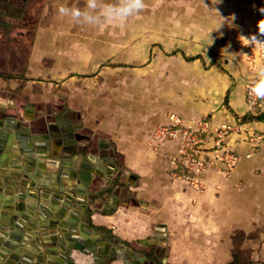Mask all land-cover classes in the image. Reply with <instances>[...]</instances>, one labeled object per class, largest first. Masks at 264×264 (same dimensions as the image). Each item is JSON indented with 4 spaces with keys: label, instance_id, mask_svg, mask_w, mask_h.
Returning a JSON list of instances; mask_svg holds the SVG:
<instances>
[{
    "label": "crops",
    "instance_id": "1",
    "mask_svg": "<svg viewBox=\"0 0 264 264\" xmlns=\"http://www.w3.org/2000/svg\"><path fill=\"white\" fill-rule=\"evenodd\" d=\"M70 1L77 0L65 3ZM171 3L182 15L147 18L157 24L154 33H134L131 27L121 33L109 24L108 31L88 25L83 32H26L18 43L0 34V135L6 137L0 141V228L8 224L0 230L6 235L0 240V251L6 252L1 264L20 249V260L28 254L34 261H60L58 245L73 235L93 241L104 259L119 249L136 252V259L146 256L141 264H229L235 249L249 248L250 263L264 264V119L240 124L254 114L246 100L250 75L242 57L259 30L256 14L263 0ZM25 46V61L17 64ZM171 113L244 127L227 141L240 158L230 180L212 177L199 195L171 178L168 161L177 145L157 148L152 139ZM252 136L263 140L254 145ZM22 139L28 148L20 147ZM26 180L35 188L24 190L19 210V193L7 189ZM6 204L13 208L4 215ZM23 216L22 241L13 251L4 250L12 220ZM53 222L55 239L49 238ZM42 226L48 227L44 233ZM238 233L249 239L240 243ZM47 237L50 242L43 240ZM153 238L157 261L133 248L150 249L143 241ZM73 256L79 264L93 262L79 251ZM136 259L130 254L129 263ZM112 264L124 263L115 258Z\"/></svg>",
    "mask_w": 264,
    "mask_h": 264
},
{
    "label": "built area",
    "instance_id": "2",
    "mask_svg": "<svg viewBox=\"0 0 264 264\" xmlns=\"http://www.w3.org/2000/svg\"><path fill=\"white\" fill-rule=\"evenodd\" d=\"M259 30L256 38L264 42V0L263 9L256 14ZM250 77L245 84L246 100L254 112L261 109L264 98L251 92L257 70L264 67V45L245 44L242 57ZM244 131L242 125L223 124L214 126L208 118L187 120L178 113H171L169 122L153 131V144L159 147L163 143L173 142L177 154L168 161V172L171 178L196 194H204L212 177L229 180L237 168L240 158L228 145V138L234 132ZM254 145H259L262 136L249 138ZM256 145V146H257Z\"/></svg>",
    "mask_w": 264,
    "mask_h": 264
},
{
    "label": "rangeland",
    "instance_id": "3",
    "mask_svg": "<svg viewBox=\"0 0 264 264\" xmlns=\"http://www.w3.org/2000/svg\"><path fill=\"white\" fill-rule=\"evenodd\" d=\"M173 1L177 0H144V8L138 15L129 18L123 26L112 24L111 30L124 33L126 30L130 31L131 27L134 33H140L143 29L146 32L154 33L156 32L157 24L155 22L147 23V18L151 19L156 16L168 15L172 11L176 13L174 15H182V9L173 7V5H177L176 3H171ZM62 3L67 5L71 3L72 6L79 7L82 10L86 7L85 0H77L76 2L70 1L68 3H65V0H0V34L7 37L8 42L18 43L25 40L24 38H26V36L23 34L26 32L33 33L34 31L49 30L67 31L68 28H74V30L78 32L85 31L88 25L82 23H77L76 25L70 24V21L68 19L66 20V17L59 15L58 8ZM141 21L144 22L141 23ZM94 27H99L102 31H108L109 24ZM19 34H21V36H19ZM138 38L140 37L138 36ZM136 42L137 39H134V44ZM20 50L22 56L17 58V60L15 59L17 64H21L25 61L27 46L21 47ZM1 60L0 57V62ZM19 67L21 68V65ZM195 202L196 200L193 201L194 204ZM236 239L240 243H243L246 239H249V237H246L243 233H238ZM235 250L244 258L240 259L241 263L248 264V262H250L249 248ZM162 254L164 255L165 252ZM161 260L165 261V259Z\"/></svg>",
    "mask_w": 264,
    "mask_h": 264
},
{
    "label": "water",
    "instance_id": "4",
    "mask_svg": "<svg viewBox=\"0 0 264 264\" xmlns=\"http://www.w3.org/2000/svg\"><path fill=\"white\" fill-rule=\"evenodd\" d=\"M6 130H9V131H12L11 128H6ZM6 137L4 138V134L3 136L0 135V141H5L6 142ZM20 147L22 149H26L28 148V142L27 140H24L22 139L21 140V143H20ZM2 150V146H0V151ZM16 152V151H15ZM41 152V151H39ZM27 164H30L29 161H27ZM38 174H41V175H44V171L43 170H40L38 169ZM60 175L58 173L57 175V178H58V181L60 179ZM84 181L85 182H88L91 177L88 176L87 174L84 175ZM13 179H16L15 177ZM8 185L12 184V182L10 181H7ZM30 183L26 180L24 181L23 183H20L19 184L17 183V188H12V190L7 189L8 191H10V193H19V196H20V204H18V208L19 210H23L24 209V205L22 203V201L24 200V196L26 195L25 191L26 189H33L35 188L34 185H29ZM43 188L46 187V186H42ZM23 189V190H21ZM0 191H2V188H0ZM20 191V192H19ZM34 193V190L33 192L31 193L32 195ZM63 193V191H62ZM10 195H7L6 197V203L10 202L12 200L11 196L9 198ZM35 196V195H34ZM56 201L60 202V198L56 197L55 198ZM70 196L68 194L67 196V202L69 203L70 202ZM13 208V205H10V204H6L4 207H3V211H4V215L5 213H8L11 211V209ZM63 211H66V207L62 208ZM28 211L29 213H31L32 215H35L36 214V211H35V208H33L32 206H29L28 207ZM39 216L43 219V220H46L47 219V215L45 213H42L40 212L39 213ZM13 222V228H11L9 231H10V238L7 239L5 242V245H4V250L6 251H13L12 249H15L17 248L15 245L16 244H19L21 241H22V231L24 230V227H25V224L27 223V218L26 216H23L22 219H20L19 222H16L15 223V220H12ZM8 227V224H3L1 225V228L0 230L1 231H5V230H8L7 229ZM35 227V224L34 222H32V227L33 228ZM56 227H57V224H55V222L51 223L50 225V229L53 230V232L50 234V237L49 238H52V239H55L58 237V234L57 232H55L54 230H56ZM47 226H42V229H41V233H44L47 231ZM34 229V228H33ZM93 229V228H92ZM71 232H74V230H70ZM28 239H31V238H34V236L32 235H27L26 236ZM6 238V235L4 233H1L0 232V240H5ZM48 238V237H47ZM49 238L48 239H43L45 242H50L49 241ZM69 243L65 244L63 241H61L58 245V247L60 249H62V253L60 255L61 257V260H54V259H51V260H46L44 261L45 264H79L76 259H73L74 256H73V252L74 251H79L81 252L82 254L86 255V256H89L91 255L92 258H93V262L92 264H112L114 261H115V258L118 260V261H122L124 264H130L129 263V260H130V254L133 255V257L135 256V259L138 257V254L136 252H133L131 250H129L128 253L124 254L121 252V250L118 249V252H114L113 251V254L110 255V256H107L108 258L107 259H104V253L102 252V248L98 251V252H94L93 250V241L91 240H88V239H81L79 238L78 236L76 235H73V236H69ZM75 241L76 243L72 244L71 242ZM15 244V245H14ZM58 243H55V244H52L51 247H56ZM122 246L121 247H125L124 244H121ZM153 245H156V240L153 238L152 240L149 239V240H145L143 241V246L144 247H152ZM91 246V247H89ZM37 247V246H36ZM38 248V247H37ZM120 248V247H119ZM21 249L19 252L17 251H14V253H12L11 256H9V259H8V262L6 264H44V262L42 261V258L39 257V261H34L32 259V257L30 255H25V257L23 259H19V255L21 253ZM57 253V251H48L46 254H51V255H55ZM103 253V254H102ZM6 258V252L5 251H0V264H1V261H3L4 259ZM148 258L146 256L144 257H140V259H136V261H133V263L131 264H141L142 262L146 261ZM64 261V263H62ZM150 264H154L153 262H151Z\"/></svg>",
    "mask_w": 264,
    "mask_h": 264
},
{
    "label": "clouds",
    "instance_id": "5",
    "mask_svg": "<svg viewBox=\"0 0 264 264\" xmlns=\"http://www.w3.org/2000/svg\"><path fill=\"white\" fill-rule=\"evenodd\" d=\"M143 8L144 0H86V7L83 10L62 3L58 8V13L60 16L69 17L76 23L90 26L104 24L123 26L129 18L138 15ZM248 41L249 43L264 45V42L256 37H252ZM251 92L259 98H264V67L257 70Z\"/></svg>",
    "mask_w": 264,
    "mask_h": 264
},
{
    "label": "trees",
    "instance_id": "6",
    "mask_svg": "<svg viewBox=\"0 0 264 264\" xmlns=\"http://www.w3.org/2000/svg\"><path fill=\"white\" fill-rule=\"evenodd\" d=\"M263 119H264V115H262L260 113V109L258 108V109H256L254 111V114L252 113V114H250V116L242 119L240 121V124L248 123V122H252V121L254 122L256 120L260 121V120H263ZM102 229H104V228H102ZM133 245H135V244H133ZM133 248H134V250H137V251H140V252H145L148 255V257L154 258V259H152L154 261L158 260V259H155V257L153 256V252L155 250V247H150V249H146V248H139L137 246H133ZM240 259H244L243 256L239 252L234 253L233 254V260L229 264H243V263L240 262ZM248 264H251V263L248 262Z\"/></svg>",
    "mask_w": 264,
    "mask_h": 264
}]
</instances>
